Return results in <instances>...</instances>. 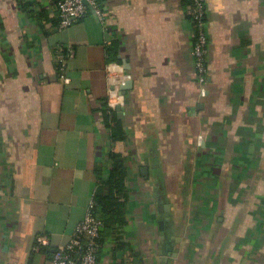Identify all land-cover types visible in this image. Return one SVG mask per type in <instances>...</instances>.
I'll use <instances>...</instances> for the list:
<instances>
[{
	"label": "crops",
	"instance_id": "obj_1",
	"mask_svg": "<svg viewBox=\"0 0 264 264\" xmlns=\"http://www.w3.org/2000/svg\"><path fill=\"white\" fill-rule=\"evenodd\" d=\"M96 1L105 21L61 30L52 0H0V264H51L111 150L128 158L129 224L98 264H264V0H206L204 85L192 1Z\"/></svg>",
	"mask_w": 264,
	"mask_h": 264
},
{
	"label": "built area",
	"instance_id": "obj_2",
	"mask_svg": "<svg viewBox=\"0 0 264 264\" xmlns=\"http://www.w3.org/2000/svg\"><path fill=\"white\" fill-rule=\"evenodd\" d=\"M60 13L59 28L68 29L73 23L83 20L90 11H93L101 21H105V14L96 0H60L57 2ZM206 0H193L194 17V43L193 56L200 84L204 85L207 79L208 67V36L206 33ZM57 63L61 70V79L65 84L70 83L68 76V64L75 58V50L71 47L66 52L58 51ZM129 77H123L118 86L125 85ZM122 97V95H120ZM124 104L123 100H121ZM113 104V103H112ZM114 107V106H113ZM76 226L69 243L54 251L51 264H98L99 252L101 250L100 238L104 230V224L96 218L91 209ZM38 245L48 246L50 241L47 236H39Z\"/></svg>",
	"mask_w": 264,
	"mask_h": 264
},
{
	"label": "trees",
	"instance_id": "obj_3",
	"mask_svg": "<svg viewBox=\"0 0 264 264\" xmlns=\"http://www.w3.org/2000/svg\"><path fill=\"white\" fill-rule=\"evenodd\" d=\"M52 1L57 3L60 0ZM190 3L193 4V0H190L189 4ZM105 111L104 120L110 129L112 143L125 141L127 136L123 123L118 119L116 111L109 109H106ZM109 160L110 169L107 175H105L104 172H98L99 183L93 197V207L91 212L104 224V230L99 240L101 250L104 243L107 240L112 239L115 241L117 249L119 250L125 245L121 240L123 237V231L129 224L128 158L121 153L111 150L109 153ZM53 254L51 253L52 257ZM135 256L138 257L137 255Z\"/></svg>",
	"mask_w": 264,
	"mask_h": 264
},
{
	"label": "water",
	"instance_id": "obj_4",
	"mask_svg": "<svg viewBox=\"0 0 264 264\" xmlns=\"http://www.w3.org/2000/svg\"><path fill=\"white\" fill-rule=\"evenodd\" d=\"M132 84V81H127L125 83V85H122L120 86V95H125L126 94V90L129 89V87L131 86ZM117 111L119 112V115H122V108L121 107H118L117 108ZM160 227L161 229L164 228V221L160 223Z\"/></svg>",
	"mask_w": 264,
	"mask_h": 264
}]
</instances>
